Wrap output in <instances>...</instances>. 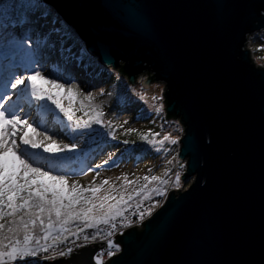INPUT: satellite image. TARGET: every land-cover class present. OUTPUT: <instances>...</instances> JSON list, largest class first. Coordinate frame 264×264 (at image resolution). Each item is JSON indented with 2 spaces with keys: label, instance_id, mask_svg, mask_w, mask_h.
I'll list each match as a JSON object with an SVG mask.
<instances>
[{
  "label": "snow or ice",
  "instance_id": "snow-or-ice-1",
  "mask_svg": "<svg viewBox=\"0 0 264 264\" xmlns=\"http://www.w3.org/2000/svg\"><path fill=\"white\" fill-rule=\"evenodd\" d=\"M208 6L221 10L219 27L246 71L258 77V89L249 92L258 95V112L221 102L215 113L219 131L205 121L197 124L187 102L168 104L183 121L177 125L185 132L184 153L193 156L192 171H198V160L205 167L223 165L230 182L221 199L211 198L178 225L168 244L154 250L150 264H264V63L251 59L249 49L250 42L260 40L256 50L264 51V0H214ZM106 7L110 18L146 45L140 71L155 74L171 56L156 26L131 0H111ZM96 31L98 38L89 48L52 0H0V264H71L78 250L90 244L100 249L92 257L95 264H102L101 253L118 264L125 248L115 242L116 234L123 236L121 229L146 219L147 232L170 211V190L179 191L187 181L172 169L165 172L174 180L145 175L138 187V179L127 175L119 184L104 179L87 187L72 178L92 170L91 158L110 143L108 137L117 139L112 121L105 120L104 101L95 102L111 95L103 86L106 81L95 74L96 65L102 63L109 78L108 66L115 65L103 33L99 27ZM156 78L160 92L152 99L159 102L154 110L159 116L165 113L166 97L171 100V88L166 76ZM114 83L117 94L108 111L119 113L136 92L118 74ZM159 136L149 129L140 134L141 145L127 139L122 144L159 155L166 151L165 142L181 143L180 136ZM125 158H132L127 148L103 163L111 166ZM201 183L202 178L196 179L192 190ZM128 235L135 244L134 234Z\"/></svg>",
  "mask_w": 264,
  "mask_h": 264
},
{
  "label": "water",
  "instance_id": "water-1",
  "mask_svg": "<svg viewBox=\"0 0 264 264\" xmlns=\"http://www.w3.org/2000/svg\"><path fill=\"white\" fill-rule=\"evenodd\" d=\"M110 2L52 0L60 12L79 28L89 48H93L98 38L96 29L99 27L115 60V65L108 67L122 70L129 84L133 85L136 78L143 74H148V80L158 83L156 77L168 78L165 83L170 85L171 100L168 97L165 99V119H178L183 124L168 107L169 103L175 106L177 101L190 105L192 118L197 124L205 121L219 131L223 129L217 125L215 113L221 102L231 101L245 111L258 112V95L249 94L250 90L258 89V77L249 74L236 57L230 37L219 27L221 10L208 6L214 0H131L156 26L158 39L171 50V56L155 74L140 71L142 61L146 62V45L110 18V10L106 7ZM100 65L105 68L102 63ZM133 75L134 81L130 78ZM141 84L144 88L150 85L145 82ZM183 127L189 131V125L184 124ZM180 137L177 156L185 165L182 181L185 176L192 181L183 191H170V211L160 221L153 223L147 232L146 219L140 230L134 226L123 231V236H115V242H122L125 248L118 264H150L154 250L163 249L168 244L178 225L197 215L211 198L221 199L230 182L223 165L210 164L205 167L198 160V171H192L193 156L183 151L185 132ZM198 178H202L201 187L193 191L192 186ZM185 192L191 194L185 196ZM129 233L134 234L135 244L130 241ZM153 237L157 239L151 247L147 246ZM78 252L71 264H95L92 257L99 253V247L90 244ZM43 264H62V261H44ZM103 264H111V261Z\"/></svg>",
  "mask_w": 264,
  "mask_h": 264
},
{
  "label": "rangeland",
  "instance_id": "rangeland-1",
  "mask_svg": "<svg viewBox=\"0 0 264 264\" xmlns=\"http://www.w3.org/2000/svg\"><path fill=\"white\" fill-rule=\"evenodd\" d=\"M261 35H264V33H262ZM260 42V40L250 42L249 46L252 50L253 59L258 63H264V51L256 50L257 45ZM94 71L101 80L106 81V83H104L103 85L105 87V91L111 92V95L98 96L95 102L100 103L101 101H104L106 111L105 120L112 121V126L116 131L115 135L119 132L125 134V136L123 135L124 137H121V141L127 139L129 141H135L136 145H141L142 141L140 140V134L148 132L149 129H152L153 132L160 133V136L157 137V139H162L165 135L168 134L173 137L181 136L180 132L174 124L166 123V121L164 120L165 113L158 116L154 111L155 108L159 106V102L152 99L153 96L159 95L160 90L157 86L158 82L152 81L149 87L144 89L140 86V84H133L132 87L135 89L136 96H132V99L126 105L123 111L119 113H112L108 111V104H110L116 97L117 92L114 81L116 75H119V72L114 69L110 70L113 75L111 76V78H109L108 73L105 72V68L100 64L96 65ZM143 78L144 77H141L140 80ZM123 79L127 81V78L123 77ZM98 90L99 89H97V91ZM137 96H142L144 99L139 100L136 98ZM65 103H67V101H65ZM137 115H140L141 117L146 116L148 118H137ZM124 121H127V123L125 124ZM119 124H123V128L117 127V125ZM126 128H132L136 131L132 133H125L124 129ZM57 139L62 140V142L64 143L69 142L68 140L62 139L61 137H57ZM108 140L111 142V137H108ZM113 145L115 144H102V150H98L99 154L91 158L92 170H86L84 174H78L76 176H73L72 178L79 181V183L84 187L89 186L92 182L98 184L104 179H108L110 182L119 184L122 182L124 175H127V178L129 180L138 179V184L135 185L136 187L145 183V181L143 180V177L145 175H156L160 176L162 179L167 178L169 180H174V175L172 173L175 172L174 159L177 157L179 143L176 145H172L170 142H165L164 148L166 149V151H162L159 155L154 154L151 151H145L139 148L133 151V149L136 148V145L132 144L125 146L123 144L117 143L115 146ZM148 147L149 146L147 145L143 146L144 149H147ZM124 148L128 149V152L131 154L132 158H125L123 160H120L115 165H104V161L109 160L110 156L115 159V157H118L120 151H122ZM118 149L120 151H118ZM113 154L115 155L113 156ZM169 161H171V163H169ZM85 163H87V161H85ZM96 165H101V167L97 169ZM77 166L79 167L82 165ZM166 169H172V173L166 174ZM178 171H181V169L179 168ZM97 172H99V175H97ZM93 178H95V180ZM188 180L189 182H183V187L179 191H183L188 188L192 179ZM153 183L158 184L159 182L157 181ZM130 190L131 187L129 188V191Z\"/></svg>",
  "mask_w": 264,
  "mask_h": 264
},
{
  "label": "built area",
  "instance_id": "built-area-1",
  "mask_svg": "<svg viewBox=\"0 0 264 264\" xmlns=\"http://www.w3.org/2000/svg\"><path fill=\"white\" fill-rule=\"evenodd\" d=\"M249 49H250V56H251V58L253 59V57H252V50H251V48H250V46H249ZM254 60V59H253ZM151 75L149 74V77H150ZM141 77H144V78H146V77H148V74H143V75H140V76H138L137 78H136V80H135V82H134V85L137 83L138 85L140 84V86L144 89V87L142 86V82H144V78L143 79H141L140 80V78ZM149 87V86H148ZM147 87V88H148ZM165 117H166V114H164V120L166 121V123H170V124H174L175 126H176V128L178 129V125H177V121H178V119H174V118H168V119H165ZM179 131V130H178ZM180 132V134L182 135L184 132H182V131H179ZM175 161V172L176 171H178L179 170V168H178V166L180 165V164H183L184 163V161L183 160H181V159H179L178 158V156L174 159ZM183 171L184 170H181V172L183 173ZM134 226H136V229H138V230H140L141 228H142V225L141 224H139L138 222L136 223V224H134L132 227H134ZM132 227H130V228H132ZM130 228H127V229H130ZM127 229H121V231L123 232V231H125V230H127ZM119 236H120V233H117ZM116 234V235H117ZM114 240L116 241L117 240V238H115L114 237ZM118 243V242H117ZM80 250V249H79ZM99 253H100V249H99ZM101 258H102V264L103 263H106V262H108V260H109V258L106 256V254H103V253H101ZM47 262H49V261H47Z\"/></svg>",
  "mask_w": 264,
  "mask_h": 264
},
{
  "label": "trees",
  "instance_id": "trees-1",
  "mask_svg": "<svg viewBox=\"0 0 264 264\" xmlns=\"http://www.w3.org/2000/svg\"><path fill=\"white\" fill-rule=\"evenodd\" d=\"M120 74H121V76H123V77H125L126 78V76H125V74L122 72V70H117ZM99 73V72H98ZM151 79V78H150ZM136 117H141L140 115H137ZM115 133H116V131H115ZM117 135V137H118V139L117 140H115V141H111L109 144H122V141H121V137H124L125 136V134H123V133H118V134H116ZM124 135V136H123ZM108 145V144H107ZM186 182H189V180H187ZM185 182V183H186Z\"/></svg>",
  "mask_w": 264,
  "mask_h": 264
},
{
  "label": "bare ground",
  "instance_id": "bare-ground-1",
  "mask_svg": "<svg viewBox=\"0 0 264 264\" xmlns=\"http://www.w3.org/2000/svg\"><path fill=\"white\" fill-rule=\"evenodd\" d=\"M110 70H112V68L108 67Z\"/></svg>",
  "mask_w": 264,
  "mask_h": 264
},
{
  "label": "clouds",
  "instance_id": "clouds-1",
  "mask_svg": "<svg viewBox=\"0 0 264 264\" xmlns=\"http://www.w3.org/2000/svg\"><path fill=\"white\" fill-rule=\"evenodd\" d=\"M152 82V81H151ZM184 164V163H183Z\"/></svg>",
  "mask_w": 264,
  "mask_h": 264
}]
</instances>
